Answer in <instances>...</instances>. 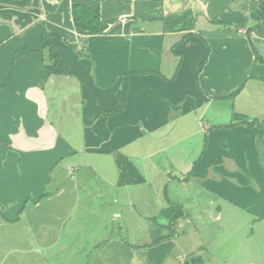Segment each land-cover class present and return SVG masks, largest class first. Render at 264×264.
<instances>
[{"label":"crops","instance_id":"0c3cea01","mask_svg":"<svg viewBox=\"0 0 264 264\" xmlns=\"http://www.w3.org/2000/svg\"><path fill=\"white\" fill-rule=\"evenodd\" d=\"M238 237L264 249V0H0V264H240Z\"/></svg>","mask_w":264,"mask_h":264},{"label":"rangeland","instance_id":"374dc122","mask_svg":"<svg viewBox=\"0 0 264 264\" xmlns=\"http://www.w3.org/2000/svg\"><path fill=\"white\" fill-rule=\"evenodd\" d=\"M109 169H108V172H110V176L113 177L114 175V167H113V164L112 162L109 164ZM190 185V184H189ZM193 188H190L188 191L190 192L189 194L191 196H193ZM195 192V191H194ZM187 195V194H185ZM223 202V201H222ZM175 204V203H173ZM170 205V204H169ZM220 205H222L220 203ZM173 206H178V210L175 211V212H178V213H183V216H185V210L187 208V212H186V220H185V224L183 226V231L182 232H189V233H192V232H195V233H198L200 236H203V235H206L210 232V228L213 227V225H209L207 224L206 225V229H200V227H197L199 225H197V221L195 220V215L197 214V210H196V206L193 207V206H188L186 204H184L183 202H177L176 205H173ZM180 207V208H179ZM182 216V217H183ZM228 216L229 215H226V213H220L219 214V217L220 219L217 220V215H213L214 219L211 220L212 224H216V223H222V226L219 227V229H221V231L219 229L216 230V232H222V235L224 236L225 235V238L228 236L229 233H236V234H240L241 235V231L245 228V225L243 224H239L237 226H233L231 229L229 228L232 224L227 220L228 219ZM216 217V218H215ZM240 217V216H238ZM180 217H178L177 219H179ZM246 229V228H245ZM249 228H247L246 230H248ZM226 231V233H225ZM225 233V234H224ZM239 236V235H238ZM232 244L234 243L235 244V247L237 245V250L238 252L240 251V253H243V257L241 255H238V261L240 264H245V261L248 260V256H247V252H245V250H249V246L247 245H252L253 247V250H254V253H253V256L259 258V257H262L261 254L262 252H264V249H258L257 247H255L253 244L255 243H258V241H253L252 242H245L240 240L239 237H238V240L235 241V242H231ZM260 243V242H259ZM223 245V246H222ZM228 245H229V242L227 241H218L216 243H213V242H210V246H215L217 249L216 251L218 252H221V253H224L226 252L227 250L229 251V248H228ZM227 246V247H226ZM234 247V248H235ZM232 248V249H234ZM256 249V250H255ZM244 250V251H243ZM231 251V250H230ZM98 258H95V261L97 260ZM119 261H122V259H124V257L122 256H119L118 258H115ZM104 260V259H102Z\"/></svg>","mask_w":264,"mask_h":264},{"label":"trees","instance_id":"16d2710c","mask_svg":"<svg viewBox=\"0 0 264 264\" xmlns=\"http://www.w3.org/2000/svg\"><path fill=\"white\" fill-rule=\"evenodd\" d=\"M73 21L74 25L78 28L88 30L95 33H102L107 30V24L101 21L99 10L95 7L82 6L75 4L73 5ZM42 48H47L49 52V59L51 60L50 72H56L54 67L57 63V56L51 55L53 47L48 44H43ZM169 205L163 209L165 215H170L171 219H177L182 216V213L175 212L178 210V206ZM180 208V207H179Z\"/></svg>","mask_w":264,"mask_h":264}]
</instances>
